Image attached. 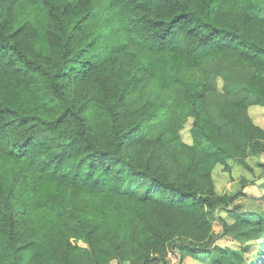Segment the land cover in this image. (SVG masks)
<instances>
[{
  "label": "trees",
  "instance_id": "16d2710c",
  "mask_svg": "<svg viewBox=\"0 0 264 264\" xmlns=\"http://www.w3.org/2000/svg\"><path fill=\"white\" fill-rule=\"evenodd\" d=\"M263 73L264 0H0V264H264V210L197 169L264 155Z\"/></svg>",
  "mask_w": 264,
  "mask_h": 264
},
{
  "label": "rangeland",
  "instance_id": "374dc122",
  "mask_svg": "<svg viewBox=\"0 0 264 264\" xmlns=\"http://www.w3.org/2000/svg\"><path fill=\"white\" fill-rule=\"evenodd\" d=\"M213 67L214 66L212 65L209 70L211 71L212 69L213 71ZM232 68V64L223 65V70H231ZM85 78H87V76H85ZM260 78L261 80H264V73L260 76ZM216 81V90L222 91V77L218 76ZM87 86L88 80L84 78L79 79L78 81H71L68 84L69 89H75L74 91L76 92L75 95L77 97H82L88 94ZM262 86H264V82L259 83V87ZM254 105L255 103H250L246 108V113H248V115L250 116L253 124L255 123V125L264 128V105L257 104L258 106H255V108H253ZM209 107L211 109V106ZM192 120L193 118L189 117L186 120L184 128L180 129L179 131V134L183 138V140L188 142H190L191 140L189 136V130ZM239 157L242 159L241 162L234 158H228L226 163H215L207 168L205 166L202 167L198 165L197 169L208 174V178H210L211 180V185H209V189H212V191L216 194H231L237 191L238 189H243L244 193L234 199V203H236L240 211H262L264 210V167L260 163H264V155L261 154L260 156L255 157L253 155H247L242 153L239 155ZM158 159L159 158H154L153 160L158 161ZM163 166L169 169L173 176L186 179V166H180L176 163H172V159H165L163 161ZM192 178H194V175H192L191 179ZM143 193L144 189L140 188L139 195H142ZM74 201L79 205H84L86 207H89L93 204L90 197L86 195H81L79 193H76L74 195ZM222 214H224V212ZM22 230L25 231L23 226ZM213 231L214 233H220L221 231V226L217 221L213 222ZM235 241L234 237L230 235H227L224 238L220 239V243L222 244L239 246V244ZM261 241V239H249L247 241L248 243L250 242L251 246L250 252L246 254L248 264H256V261L254 260L255 256L258 253V250L260 249ZM72 242L82 246L86 245L83 239H72ZM171 248L172 247L170 246L169 249ZM167 256L169 261L172 263L178 261L177 250H169ZM183 262L187 264H210L207 259V256H203L198 259H192L191 257L186 256L183 259Z\"/></svg>",
  "mask_w": 264,
  "mask_h": 264
},
{
  "label": "crops",
  "instance_id": "0c3cea01",
  "mask_svg": "<svg viewBox=\"0 0 264 264\" xmlns=\"http://www.w3.org/2000/svg\"><path fill=\"white\" fill-rule=\"evenodd\" d=\"M212 65H213V62H209V63H206L205 65H204V67H206V68H208V69H210L211 67H212ZM186 72H187V75H188V79L189 80H195V81H199V80H201L202 79V75H201V73H200V71H197V70H190V69H188V70H186ZM251 105H253V104H251ZM255 106H258L257 104H255L254 105V107L253 108H255Z\"/></svg>",
  "mask_w": 264,
  "mask_h": 264
}]
</instances>
